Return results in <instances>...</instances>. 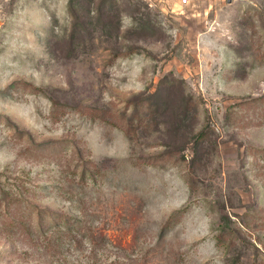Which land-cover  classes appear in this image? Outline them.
Wrapping results in <instances>:
<instances>
[{
	"label": "rangeland",
	"instance_id": "obj_1",
	"mask_svg": "<svg viewBox=\"0 0 264 264\" xmlns=\"http://www.w3.org/2000/svg\"><path fill=\"white\" fill-rule=\"evenodd\" d=\"M262 43L264 0H0V264H264Z\"/></svg>",
	"mask_w": 264,
	"mask_h": 264
},
{
	"label": "trees",
	"instance_id": "obj_2",
	"mask_svg": "<svg viewBox=\"0 0 264 264\" xmlns=\"http://www.w3.org/2000/svg\"><path fill=\"white\" fill-rule=\"evenodd\" d=\"M262 45H263V49H264V43H262ZM263 53H264V51H263ZM263 56H264V54H263ZM167 77L164 79V82H163V80L161 81L160 86H159V91L163 90V87H164L163 84L169 83V81L167 80L168 79ZM146 98L147 99L144 98V100H143V101H145V103L139 102L137 105H135L136 106L135 107V110H136L135 116L139 121V126H141V124L142 125L145 124V119H146V116L148 115V110H150V112L152 114L155 112L152 108H153V105L154 106L156 105L157 99L159 97L157 96V93H156V94H152ZM191 101H192V97L185 98V111L188 113L191 111V108H192ZM145 104L148 106V109H144ZM183 120H185V117L183 118ZM138 128H131L130 130L127 131V134L129 136L130 140H133V136L137 137V135L139 134ZM208 138H209L208 131L205 129H202L196 137V143H198V144H200V146H202L205 143V141L208 140ZM223 218H224V220H226V216H223ZM229 220L230 219H228L227 221H229ZM226 225H227V222H226Z\"/></svg>",
	"mask_w": 264,
	"mask_h": 264
}]
</instances>
